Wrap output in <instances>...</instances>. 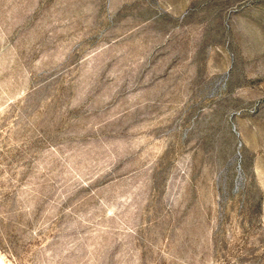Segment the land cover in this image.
<instances>
[{
  "label": "rangeland",
  "instance_id": "374dc122",
  "mask_svg": "<svg viewBox=\"0 0 264 264\" xmlns=\"http://www.w3.org/2000/svg\"><path fill=\"white\" fill-rule=\"evenodd\" d=\"M0 264H264V0H0Z\"/></svg>",
  "mask_w": 264,
  "mask_h": 264
}]
</instances>
